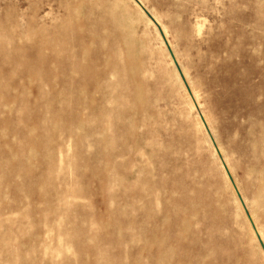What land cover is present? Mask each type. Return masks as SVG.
Listing matches in <instances>:
<instances>
[{
    "label": "rangeland",
    "instance_id": "obj_1",
    "mask_svg": "<svg viewBox=\"0 0 264 264\" xmlns=\"http://www.w3.org/2000/svg\"><path fill=\"white\" fill-rule=\"evenodd\" d=\"M138 1L189 94L135 0H0V264H264V0Z\"/></svg>",
    "mask_w": 264,
    "mask_h": 264
},
{
    "label": "water",
    "instance_id": "obj_2",
    "mask_svg": "<svg viewBox=\"0 0 264 264\" xmlns=\"http://www.w3.org/2000/svg\"><path fill=\"white\" fill-rule=\"evenodd\" d=\"M136 1H137L138 4L142 7V9H143V11L146 13V15H147L148 17H150V19H151V20L155 23V25L157 26V28H158V30H159L161 36H162L163 39H164V42L166 43V46H167V49H168L169 53H170L171 56L173 57V53H172V51H171V49H170V47H169L167 41H166L165 38H164V35H163V33H162V30H161L160 26H159L158 23L154 20V18H153L152 15L150 14V12H148V10H146L138 0H136ZM174 62H175V64H176V67H177V69H178V72H179V74H180L182 80L184 81V83H185V85H186V87H187V90H188V92H189L190 89H189L188 85H187L186 82H185V79H184V76H183V74H182V72H181V70H180V67L177 65V62H176L175 60H174ZM202 121L204 122V119H202ZM225 169H226V168H225ZM226 172H227V175H228V177H229V180L231 181V183H232L233 186H234V182H233V178H232V176L230 175V173L228 172L227 169H226ZM234 188H235V186H234ZM235 190H236V188H235ZM236 193H237L239 199L242 201L241 196H240V194L238 193L237 190H236ZM242 204H243V203H242ZM244 210H245V213L247 214V216L249 217L248 211L246 210L245 207H244ZM259 240H260V239H259ZM260 244H261L262 248L264 249V246H263V243L261 242V240H260Z\"/></svg>",
    "mask_w": 264,
    "mask_h": 264
},
{
    "label": "bare ground",
    "instance_id": "obj_3",
    "mask_svg": "<svg viewBox=\"0 0 264 264\" xmlns=\"http://www.w3.org/2000/svg\"><path fill=\"white\" fill-rule=\"evenodd\" d=\"M136 1V0H135ZM136 3L138 4V2L136 1ZM139 5V4H138ZM140 6V5H139ZM140 8L142 9V7L140 6ZM142 11H143V9H142ZM144 12V11H143ZM145 13V12H144ZM146 14V13H145ZM147 16V15H146ZM148 17V16H147ZM149 19H150V17H148ZM153 22V21H152ZM154 23V22H153ZM155 24V23H154ZM161 28V27H160ZM162 30V29H161ZM159 31V30H158ZM162 33H163V31H162ZM163 35H164V33H163ZM164 38H165V40L167 41V39H166V37H165V35H164ZM163 41H164V39H163ZM167 43H168V41H167ZM164 44L166 45V43L164 42ZM168 45H169V43H168ZM169 47H170V45H169ZM166 48H167V46H166ZM170 49H171V47H170ZM168 50V49H167ZM171 51H172V49H171ZM169 52V51H168ZM173 53V52H172ZM170 54V53H169ZM170 57L172 58V60H173V62H174V60L177 62V60H176V58H175V56H174V53H173V57L171 56V54H170ZM174 64H175V62H174ZM177 65L179 66V64H178V62H177ZM175 66H176V64H175ZM177 68V67H176ZM178 70V69H177ZM181 70V69H180ZM181 72H182V70H181ZM179 73V72H178ZM183 74V73H182ZM180 75V74H179ZM184 76V75H183ZM181 77V76H180ZM182 79V78H181ZM184 79H185V77H184ZM183 81V80H182ZM185 82H186V80H185ZM183 83H184V81H183ZM186 84H187V82H186ZM184 85H185V83H184ZM188 85V84H187ZM185 87H186V85H185ZM189 87V86H188ZM189 89H190V87H189ZM186 90H187V87H186ZM187 92H188V90H187ZM191 92V90L188 92V94ZM223 166H224V168H226L227 170H228V168L226 167V165L224 164V162H223ZM225 169V170H226ZM229 172V171H228ZM227 173V172H226ZM231 175V174H230ZM229 178V177H228ZM231 182V181H230ZM233 182H234V180H233ZM232 186H233V184H232ZM234 186H235V188H236V190L238 191V189H237V187H236V185H235V183H234ZM234 186H233V188H234ZM235 188H234V190H235ZM236 190H235V192H236ZM238 193H239V191H238ZM240 194V193H239ZM236 195H237V193H236ZM240 196H241V194H240ZM237 197H238V195H237ZM238 199H239V197H238ZM241 199H242V196H241ZM239 201H240V203H241V205H242V207H243V209H244V207L246 208V206H245V204H244V201H243V199H242V201L239 199ZM243 203V204H242ZM246 210H247V208H246ZM248 211V210H247ZM244 212H245V210H244ZM246 214V213H245ZM248 214H249V212H248ZM246 216H247V214H246ZM247 218H248V220L250 221V224H251V226H252V228L254 229V231L256 232V228H255V225H254V223H253V221H252V218H251V216H250V214H249V217L247 216ZM256 236H257V239H258V241H259V244H260V240H261V242L263 243V241H262V239L260 238V236L258 235V233L256 232ZM260 239V240H259ZM260 246H261V244H260ZM263 246H264V243H263ZM261 248H262V246H261ZM262 250L264 251V249L262 248Z\"/></svg>",
    "mask_w": 264,
    "mask_h": 264
}]
</instances>
